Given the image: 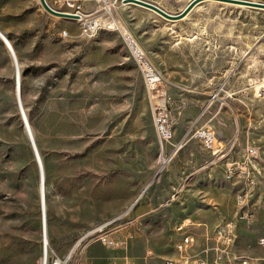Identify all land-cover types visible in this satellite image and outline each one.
<instances>
[{"label":"rangeland","instance_id":"374dc122","mask_svg":"<svg viewBox=\"0 0 264 264\" xmlns=\"http://www.w3.org/2000/svg\"><path fill=\"white\" fill-rule=\"evenodd\" d=\"M19 1H0V28L20 67L19 89L0 39V264H42L41 162L47 264L55 258L60 264H124L125 257L133 264H161L174 253V225L185 218L206 225L189 229L195 254L211 245L215 225L233 220L238 260L226 264H264L258 244L264 236V99L253 96L254 87L264 84V9L203 0L195 14L171 21L129 1L109 0L107 13L96 11L97 0H76L87 18L101 20L92 35H84L83 21L54 16L36 0L39 22L21 12ZM145 1L174 14L191 0ZM46 2L68 11L59 0ZM11 7L25 16L15 17ZM110 20L117 28L106 26ZM124 37L162 73L174 99L171 137L162 143ZM223 81L228 106L214 118V104L198 118ZM225 118L228 136L238 130L237 152L247 142L259 149L258 185L243 200L236 197L239 185L220 169L197 170L212 153L194 135L196 128L209 121L218 129ZM177 153L180 160L172 164ZM179 168L180 177L192 173L183 187L169 180ZM242 212L247 220L237 219ZM102 234L116 245L103 244Z\"/></svg>","mask_w":264,"mask_h":264},{"label":"built area","instance_id":"2783aa9c","mask_svg":"<svg viewBox=\"0 0 264 264\" xmlns=\"http://www.w3.org/2000/svg\"><path fill=\"white\" fill-rule=\"evenodd\" d=\"M59 6H65L68 8V13L75 15L76 20L83 21L81 24V32L84 35H92L96 31V27L101 26L100 17L94 15V17L87 18L82 10L81 3L76 0H59ZM111 6L113 4L109 0H97L96 11L105 10L107 13H110ZM106 26L112 27L113 29L117 28L111 24V20L106 22ZM61 34L62 36H66L67 31H62ZM125 41L141 72L156 127L157 137L161 142L163 139H167V135L171 134L170 117L172 113L170 107L174 103V99L168 94V85H166L162 73L147 59L144 52L136 47L137 45L126 38ZM225 86L226 81H223L210 93L208 101L198 118L203 116L212 104L217 103L219 109L226 104V96H222L226 92ZM232 94L230 93L228 96L231 97ZM253 96L256 99H264V84L254 87ZM20 113L23 122L26 123L21 110ZM194 135L202 142L203 147L212 153V157L207 161V165L209 166L216 161L227 159L229 153L235 149L238 140V135H235L232 139L221 136L211 126L209 121L197 127ZM180 144H183V142L180 141L179 146ZM243 149L242 159L226 161L223 171L224 177L227 180L234 181L235 184L239 185L240 188L236 193L238 200H243L247 193L258 185V175L260 174V166L258 163L259 149L256 146L250 145L249 142L244 145ZM237 217L238 220L248 219L244 212ZM191 224L190 221L185 220L176 225L175 231L180 233V237L175 242L174 247L177 253H179V258L166 259L163 264H226L228 260L232 262L238 260V257L232 251V245L235 239V222L233 220H225L213 229V245L204 250L205 253H209L210 251L212 253L211 257H192L187 253L188 248L194 240L193 235L189 231ZM103 227L100 228V231ZM100 240L105 245H116L107 234H102ZM258 244L264 248V236L259 237ZM59 262L60 259L55 258L51 264H59ZM242 263L244 264V262ZM127 264L132 263L129 262Z\"/></svg>","mask_w":264,"mask_h":264},{"label":"crops","instance_id":"0c3cea01","mask_svg":"<svg viewBox=\"0 0 264 264\" xmlns=\"http://www.w3.org/2000/svg\"><path fill=\"white\" fill-rule=\"evenodd\" d=\"M3 4H7V3H9V2H11V1H13V0H0ZM19 2H21L22 3V11L21 12H28L29 14H31V13H33V16H34V18H35V16H37L38 17V21L40 22V20H41V16H42V11H41V7H40V5H38V2L36 1V0H26V1H24V0H20ZM26 2V3H25ZM11 10H14L15 9V12L13 13V15L15 16V17H17V16H22L21 14H23V16H25V13H17V11H16V8H10ZM197 9H198V7H197V5H195L190 11H189V13L185 16V17H183V18H181V19H184V18H187L188 16H191V15H193V14H195L196 12H197ZM0 32L3 34V32H2V29L0 28ZM4 35V34H3ZM8 35V34H7ZM5 36V35H4ZM214 104H216V106L218 107L217 109H216V107H215V109H213V113H214V115H213V117L215 118V117H217L219 114H220V112H221V108L219 109V106H218V104L217 103H214ZM214 104H212L211 106H213ZM226 106H228V103H227V101H226V104H225ZM211 106H210V108H211ZM224 106V105H223ZM229 110H231V112H233V110L231 109V108H228ZM235 121H236V118H235ZM211 126L217 131V130H219L221 133V135H223V136H225V137H230V136H228L229 134H230V123H229V120H228V118H225V121H224V123L223 124H221V126L220 127H218V129L215 127V126H213L212 124H211ZM218 132V131H217ZM219 133V132H218ZM235 135H238V130H236V134H235V132L231 135L232 137H230V139H232ZM237 144H238V140H237ZM237 144H236V146H237ZM237 148L238 147H236V149H234V150H232L230 153H229V156H228V158L227 159H223V160H220V161H216L215 163H213L211 166H209V165H207V161L209 160H206L203 164H201L200 165V167L197 169V170H204V169H208V168H210V169H213V168H216V169H220L221 171H222V174H223V171H224V164H225V162L226 161H229V160H239V159H241L242 158V156H243V152H244V149H242L241 150V152H237ZM178 152H179V150H178ZM176 158H175V161H173V163L172 164H175L176 162H178L180 159V155L177 153L176 155ZM211 157H212V155H211ZM210 157V158H211ZM179 170H181V168H179L177 171H176V173H174L173 175H176V176H173V177H175V178H173V177H171V179H169V180H171V182L173 183V185L175 184V185H177V186H179V187H183L184 186V184H185V182L188 180V178L192 175V173H190V174H188V175H185L184 177H180L179 176ZM156 175H154V177H155ZM150 183V182H149ZM148 183V184H149ZM147 186V185H146ZM145 186V187H146ZM174 195L175 194H173V196L172 197H174ZM185 220H187L186 218L185 219H183V220H181L180 222H182V221H185ZM241 221V220H240ZM180 222H177L175 225H174V227H173V230H174V233L178 236L177 238H176V240H175V242L179 239V237H180V233L179 232H176L175 231V227H176V225H178ZM191 222V221H190ZM192 224H191V226H190V228L189 229H191V230H193V229H196V228H198L197 226H206L205 224H202L201 225V223H196V222H191ZM216 226V225H215ZM215 226L213 227V229L215 228ZM213 229H212V232H213ZM236 229H237V223H235V227H234V233H235V231H236ZM209 240H212V241H210V243H211V245H206L205 247H203L202 248V250H201V252L199 253V254H195V246H196V242H195V240H193V242H192V245L188 248V251H187V253L190 255V256H192V257H211V255H212V253L209 251V253H210V256H209V253H205V249H207V248H210L212 245H213V238L211 237ZM130 241V243L132 244V240H129ZM175 242H174V246H175ZM122 245H123V243H122ZM173 246V248H174V253L172 254V256H169V257H165L163 260H162V263L161 264H163L164 263V260H166V259H178L179 258V253H177V251L175 250V247ZM233 246V245H232ZM130 261L125 257L124 258V264H127V263H129ZM230 262H232V261H230ZM242 262H244V264H246V262H247V260H242ZM130 263H132V262H130ZM239 263V262H238ZM241 263V262H240ZM133 264V263H132ZM243 264V263H242Z\"/></svg>","mask_w":264,"mask_h":264},{"label":"water","instance_id":"95a60500","mask_svg":"<svg viewBox=\"0 0 264 264\" xmlns=\"http://www.w3.org/2000/svg\"><path fill=\"white\" fill-rule=\"evenodd\" d=\"M123 1H129V2H132V3L136 4V5L148 8V9L156 12L157 14L161 15L165 19H168V20H171V21H175V20H178V19H181V18L185 17L189 13V11L196 4H198L199 2H201L203 0H191L185 5V7L181 11H179L178 13H174V14L173 13H169V12L165 11L164 9H162L161 7H159L158 5H156L154 3H151V2H148V1H145V0H123ZM219 1L231 2V3H236V4H242V5H245V6H251V7L264 9V3H262V2H256V1H250V0H219ZM39 2L41 4V6L48 13H50V14H52L54 16L75 18V15H73L72 13L63 12V11H59L57 9L52 8L51 6H49V4L46 2V0H39ZM0 36L4 39V37L2 36L1 33H0ZM16 80L18 81L17 70H16ZM18 106H19V108L21 110L19 98H18ZM32 146H33V149H34V154L36 155V158H37V154H36V151H35L33 143H32ZM148 185L149 184H147V186ZM147 186L144 188V190L147 188ZM44 254H45V251H44Z\"/></svg>","mask_w":264,"mask_h":264},{"label":"bare ground","instance_id":"6f19581e","mask_svg":"<svg viewBox=\"0 0 264 264\" xmlns=\"http://www.w3.org/2000/svg\"><path fill=\"white\" fill-rule=\"evenodd\" d=\"M75 19V18H73ZM99 26L96 27V29L98 28ZM1 33V32H0ZM2 34V33H1ZM2 36L4 37V39L0 36V39L3 41V43L6 45V47L8 48L9 52H10V55H11V58H12V62H13V65H14V68H15V76H16V70H17V73H18V78H19V89H20V67H19V61H18V57H17V54L14 50V48L12 47L10 41L2 34ZM127 40H130L133 42V40H131V38H127ZM137 48H139L138 46H136ZM21 93V92H20ZM21 98V97H20ZM25 114V113H24ZM25 117L27 119V116L25 114ZM29 130H30V135L32 136L33 138V142H34V145L36 147V151H37V154L39 156V158L41 159L40 157V154H39V151H38V148L36 146V140H35V137H34V133H33V130L31 128V126L29 125ZM167 140L171 137V134L167 135ZM162 143V141H161ZM167 161V158L164 159V163H166ZM41 170H42V178H43V181H42V188H41V196H42V209H41V213H42V228H43V236H44V241H45V254L43 255V260H42V264H47V255H48V222H47V203H46V190H45V173H44V167H43V164L41 162ZM136 202V201H135ZM134 202V204H135ZM133 204V205H134ZM132 205V206H133ZM132 208V207H131ZM130 208V209H131ZM129 209V210H130ZM128 210V211H129ZM128 212L124 213L123 215L127 214ZM122 215V216H123ZM121 217V216H120ZM118 217V218H120ZM117 218V219H118ZM108 224V223H107ZM83 239V238H82ZM61 262H59L60 264Z\"/></svg>","mask_w":264,"mask_h":264}]
</instances>
